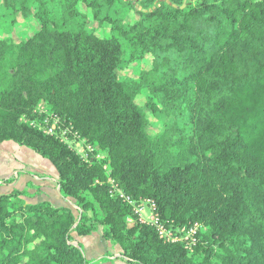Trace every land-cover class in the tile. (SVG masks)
Instances as JSON below:
<instances>
[{"label": "trees", "instance_id": "trees-1", "mask_svg": "<svg viewBox=\"0 0 264 264\" xmlns=\"http://www.w3.org/2000/svg\"><path fill=\"white\" fill-rule=\"evenodd\" d=\"M183 3L0 0L39 27L0 38V142L50 160L61 196L79 208L77 216L49 201L28 203V188L0 194V264H105L87 259L73 238L100 229L128 264H264V0ZM117 4L128 8L124 16L113 17ZM106 23L112 33L97 32ZM146 54L150 68L121 77ZM41 102L100 157L89 162L32 127ZM110 180L136 203L153 201L172 234L195 224L207 230L192 248L167 240Z\"/></svg>", "mask_w": 264, "mask_h": 264}, {"label": "crops", "instance_id": "crops-1", "mask_svg": "<svg viewBox=\"0 0 264 264\" xmlns=\"http://www.w3.org/2000/svg\"><path fill=\"white\" fill-rule=\"evenodd\" d=\"M58 180V171L47 158L14 141L0 142V194L24 190L28 185L37 186L39 191L26 198L28 203L49 201L56 207H68L76 213L79 208L75 200L61 196ZM74 243L82 247L89 260L106 258L105 264H128L121 258V247L106 240L102 229L90 235H76Z\"/></svg>", "mask_w": 264, "mask_h": 264}, {"label": "rangeland", "instance_id": "rangeland-1", "mask_svg": "<svg viewBox=\"0 0 264 264\" xmlns=\"http://www.w3.org/2000/svg\"><path fill=\"white\" fill-rule=\"evenodd\" d=\"M51 4L53 6L55 3L51 2ZM82 8L85 9L89 15V17H87L89 27H91V28L96 27L98 22H95V20L92 18V16H90V12L87 10V7L86 6L84 7V4H82ZM127 10H128V8L121 6L120 4H117V6L114 7L112 15L114 17L115 14L118 13L121 16H124L126 14ZM55 11H56L57 17L61 16L62 8L57 3L55 5ZM138 18H139V16L137 14H135L134 12L131 13V20L132 21H134L135 19H138ZM36 26H37L36 21H33V20L27 21L21 15H17L15 13V11L10 10V9L3 7V6L0 7V38L8 37L11 35L13 36L14 39H22L23 37L26 38L27 36L32 35L39 28L38 26L37 27ZM112 29H113L112 24L106 23L104 25L103 29H98L97 32H100V33L105 32L106 34H111ZM123 47L126 51V57L130 58L132 55V51H133L130 44L127 41H123ZM152 61H153V55L152 54H146V55H144V57H141V58H138L135 60H131V64L128 66V68L120 71V75L122 78H125V79H127V78L138 79L144 70H147L148 68L151 67ZM137 102L140 105L144 106L145 102H146L145 95H143V94L139 95L137 97ZM40 105L43 107H46L44 102H41ZM166 120L168 123L171 122V119H169V118H167ZM151 121H152V124L154 126H156V128L161 132L164 131L166 126H167V125L164 126L163 124H161V121H159L158 118L154 117V116L151 117ZM71 145H72V148L76 149V151L78 153H80L89 162L93 161V158H94L93 155L97 156V158L100 157V156H98V154H95L97 146L93 143H89L84 138H80L79 141H72ZM110 182L112 185H116L113 180H110ZM3 190H5V188ZM28 190H30V193H32V192L37 193L39 191V188L37 186L28 185ZM141 203H143V202H141ZM143 206L145 207V210L142 213V217H144V219H147V217L150 216L151 207L147 203H143ZM75 214L77 216H79V209L76 211ZM98 227H102V226L99 225ZM206 230H207V228L204 225L199 224L198 231L204 232ZM180 232L181 231L179 228V231H178L179 235H180ZM73 235L75 237L77 234L74 233ZM197 240H198V238H197ZM193 244L194 243L190 242L189 245L190 246L192 245L191 247H193L194 246Z\"/></svg>", "mask_w": 264, "mask_h": 264}, {"label": "built area", "instance_id": "built-area-1", "mask_svg": "<svg viewBox=\"0 0 264 264\" xmlns=\"http://www.w3.org/2000/svg\"><path fill=\"white\" fill-rule=\"evenodd\" d=\"M30 125L48 135L61 138L62 141L68 143L71 147L72 141H79V139L81 138L79 132L75 130L74 126L71 123H63L61 117L58 114L51 112L47 107H43L41 105L38 106L37 110L34 112V117L31 119ZM113 190L115 193L119 194L120 197H124L129 203L134 205L135 212L141 215L142 220L153 222L154 224H156L161 236L165 237L167 240L185 241L189 248H192V245H189L190 242L194 244L196 243L199 224H195L192 227L183 229L180 235H174L170 230L166 229L159 223L158 217L155 213L156 204L153 201H151L150 199H146L141 200L139 203H136L129 196L125 195V193L117 185H113ZM141 202L147 203L151 207V213L150 216L147 217V219H144V217H142V213L144 212L145 207Z\"/></svg>", "mask_w": 264, "mask_h": 264}, {"label": "water", "instance_id": "water-1", "mask_svg": "<svg viewBox=\"0 0 264 264\" xmlns=\"http://www.w3.org/2000/svg\"><path fill=\"white\" fill-rule=\"evenodd\" d=\"M188 1H194V0H184V3L180 6V8H185L186 7V4L188 3Z\"/></svg>", "mask_w": 264, "mask_h": 264}]
</instances>
